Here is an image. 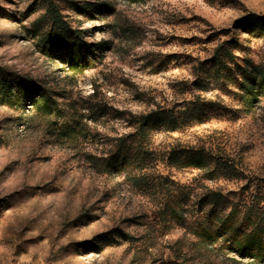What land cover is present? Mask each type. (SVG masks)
<instances>
[{
  "label": "rangeland",
  "instance_id": "obj_1",
  "mask_svg": "<svg viewBox=\"0 0 264 264\" xmlns=\"http://www.w3.org/2000/svg\"><path fill=\"white\" fill-rule=\"evenodd\" d=\"M52 1L70 34L45 47L48 1L0 0V69L14 85L0 92V264H256L194 231L211 224V191L264 211V97L195 83L224 42L264 65V39L236 26L264 16V0ZM73 45L83 69L67 64ZM163 111L183 121L151 138L146 178L106 172L134 117ZM198 154L203 170L189 164Z\"/></svg>",
  "mask_w": 264,
  "mask_h": 264
},
{
  "label": "trees",
  "instance_id": "obj_2",
  "mask_svg": "<svg viewBox=\"0 0 264 264\" xmlns=\"http://www.w3.org/2000/svg\"><path fill=\"white\" fill-rule=\"evenodd\" d=\"M48 1L46 16L51 23L49 31L41 38L45 47L61 44L70 34L67 24L52 0ZM249 38L264 39V16L250 14L237 23ZM106 44L99 45L105 49ZM237 42H224L213 51L212 56L201 71L207 79H199L195 85L201 88V81L206 85L228 86L238 85L244 98L250 105L264 97V65H257L250 58L239 59L234 52L243 48ZM67 64L72 70L83 69L89 62L80 47L73 45L68 51ZM0 92L4 98L14 93V85L10 77H6L0 69ZM33 107L46 109L49 107L45 96L33 91L28 94ZM134 129L131 133L116 139L112 154L106 160V172L125 177L138 185L147 176L153 166L154 153L150 149L151 138L156 132H175L182 117L166 112H155L150 115L134 117ZM190 166L203 170L204 156L198 154L190 159ZM220 192H208L200 202V208H209L211 224H199L195 235L202 242L225 245L229 253L256 264H264V223L260 209L243 212ZM175 215L178 209L169 210Z\"/></svg>",
  "mask_w": 264,
  "mask_h": 264
}]
</instances>
